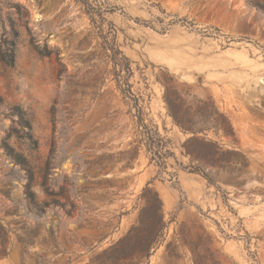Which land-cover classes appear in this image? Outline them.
Listing matches in <instances>:
<instances>
[{
    "label": "rangeland",
    "instance_id": "374dc122",
    "mask_svg": "<svg viewBox=\"0 0 264 264\" xmlns=\"http://www.w3.org/2000/svg\"><path fill=\"white\" fill-rule=\"evenodd\" d=\"M99 12L145 123L170 140L164 172L137 145L136 111L99 54ZM176 19L192 29L167 26ZM166 88L228 120L234 139L218 142L236 154L205 171L219 190L182 169L197 165L181 154ZM47 164L71 217L27 207L28 176L40 206L54 199L40 187ZM152 212L162 239L129 264H264V0H0V264H117L108 249Z\"/></svg>",
    "mask_w": 264,
    "mask_h": 264
},
{
    "label": "trees",
    "instance_id": "16d2710c",
    "mask_svg": "<svg viewBox=\"0 0 264 264\" xmlns=\"http://www.w3.org/2000/svg\"><path fill=\"white\" fill-rule=\"evenodd\" d=\"M86 14L90 17L91 23L93 24L91 13L86 12ZM98 17L100 22L93 28L96 30L95 36L101 41L98 44L99 54L105 63H111L112 73L116 79L117 87L121 95L125 100H128V102H132L136 111V114L133 116L135 119L136 143L138 146L144 148L149 163L157 166L160 172H164L167 158H174V154L169 150L170 140L161 136L156 126L150 124V122L148 124L145 123L141 108L138 107L139 99L132 94L129 89L130 86L127 78L131 75V69L128 65V59L123 55L116 44L115 31L112 24L107 22L100 12L98 13ZM134 21L137 24L141 23L138 20ZM177 23L189 29L193 27L190 22L184 19L171 20L167 26ZM105 25L107 26L106 29ZM39 55L42 57L48 56V52L45 49L40 51ZM2 57L7 65L12 66L14 64V56L7 57L3 55ZM163 102L171 124L175 126L179 132L187 136L186 140L181 145V154L189 159L190 165H197V167L188 166L182 169L188 171V173L198 174L208 185H212L219 190L220 186L215 183L212 177L205 171L210 168L225 170L226 166L231 163V161L225 160L224 157L228 154H236V152L223 150L218 142L221 138L234 139V134L228 120L223 115L219 114L217 110H214L212 115L205 114L208 107H214L211 101L208 100L204 102L196 100L195 104L188 105L186 101L182 99V96L174 89H165ZM213 116L218 117V119L215 117L213 118ZM5 152L16 163L22 162V159L19 156L13 155L8 147H5ZM234 163L237 164L236 162ZM217 173L218 171L215 174L217 175ZM48 178L49 169L47 164L40 187L45 195L53 197L54 199L49 203H45L42 207L36 202L33 192L29 190L33 177L31 178V176H28L27 192L25 196L27 207L30 212L37 217L53 209H58L62 211L66 217H71V210L73 207L70 206V210H66L65 203L59 200V198L62 197V193H54L50 190ZM147 187L148 185L145 190H148ZM156 200L158 202V198H156ZM164 229L165 223L163 222L162 215L152 212L146 220H143L140 216L136 225L130 229L127 235L115 245L111 246L108 251L112 254V259L117 262V264H129L132 261L141 263L148 260L151 251L159 244Z\"/></svg>",
    "mask_w": 264,
    "mask_h": 264
}]
</instances>
